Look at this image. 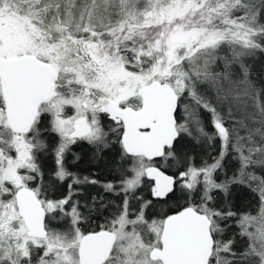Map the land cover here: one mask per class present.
I'll return each instance as SVG.
<instances>
[{
  "label": "snow or ice",
  "instance_id": "1",
  "mask_svg": "<svg viewBox=\"0 0 264 264\" xmlns=\"http://www.w3.org/2000/svg\"><path fill=\"white\" fill-rule=\"evenodd\" d=\"M258 52L264 0H0V264H264V83L247 62ZM181 136L219 152L199 165L185 154L167 175L154 158L179 167ZM78 141L97 157L118 143L128 167L115 181L69 170ZM146 177L155 198L178 185L180 210L149 217ZM53 180L66 196L49 198ZM87 185L123 200L74 199ZM233 186L256 194L254 210H234ZM109 205L99 230L82 227Z\"/></svg>",
  "mask_w": 264,
  "mask_h": 264
},
{
  "label": "rangeland",
  "instance_id": "2",
  "mask_svg": "<svg viewBox=\"0 0 264 264\" xmlns=\"http://www.w3.org/2000/svg\"><path fill=\"white\" fill-rule=\"evenodd\" d=\"M247 62H249V65L251 67L252 76L254 78H256L255 74L253 73V71H255L258 75H260V76H258L259 77L258 80L260 81V83H261V81H264V54L258 52L255 58H249V60ZM208 95L211 96L212 93L209 92ZM205 113H203L204 114L203 119H204L205 125L207 127V130L211 131V127L209 125V115H208V113H206V114ZM68 114L69 115L72 114V109H70V108L68 109ZM101 120H102V123L106 129L110 124H112V121L108 117L102 116ZM49 137H50L49 138L50 140H57L58 139V137L55 134H50ZM112 139L115 140V137H112ZM214 144H215V149L212 150V149L207 148L203 143L197 144L194 140L190 139L189 137L181 136L180 138H178L177 142L175 143L176 152L181 157V165L179 167H177L176 162L171 160V159L168 160L167 165L164 164V161L161 158H154V161H155L157 167L165 169L164 171H166L170 174L172 173V175L175 176L178 171L183 170V168L186 164L185 154H187L188 156L194 157L195 163L197 165H199L203 159H207L209 162H211V158L213 156L217 155V153L219 152V144H220L219 140L214 141ZM92 146L93 145H90L85 141H78L76 144L72 145L70 152H68L66 154L67 167L71 171L77 172L81 175L92 176L96 172L91 171V168L89 166H98V165L100 166L101 162L105 159V158H102L103 154H105V153H107V155H109L111 158L117 159L119 164L122 165V168L125 169L128 167L129 161L128 160L121 161V159H120V151L121 150H120V145L118 143L111 144V146L107 149H104L99 154L98 157L96 155H94V153L96 152V149L94 148L93 154H92V162H94L95 164L87 166V164L83 163V160L85 159V155L87 154L85 152H89L90 147H92ZM193 146L195 149L193 148ZM188 148H190L189 151L194 150V151H192L193 153L185 151V150H188ZM209 152L211 153V155H209ZM71 153H75L76 155H78L79 159H76V156L74 158L71 157ZM73 161H75V162H73ZM40 163H41V167L45 173L44 183H48L49 182L48 181L49 180L48 174L50 172H52V170L55 167L54 158L51 155V153H48L46 155H42L41 159H40ZM226 166L229 170V174H231V171L237 165L235 162H230V163H227ZM126 174L130 175V173H126ZM146 182H147V180H146V178H144V183H143L142 187H140L137 190V195H141V193L145 191V189H146L145 183ZM36 183H40V181L37 180ZM53 184H54V186H56L55 183H53ZM94 188H95V185L85 186L84 187L85 195L87 194L86 193L87 190H89L91 192L92 190H94ZM49 191H50V193L48 192L49 198H52V199L63 198L62 195H60V197L56 198L52 194L53 193L52 189H49ZM101 193H104L102 195L104 196L106 201H107V199L113 200V201H115L116 204H120L123 200V196H114L110 193H105L104 191ZM95 195H101V194L98 192V194H95ZM217 196H218V203H219V198H220V196H222V194H217ZM245 198H249V199H245ZM169 199L172 201L174 199H178V200H181L183 202V195H182L178 185L175 187L174 191L169 196ZM231 199L233 201L234 210H239V211L254 210L255 207L258 205V197L256 196L255 193L251 192L246 187L233 186L232 193H231ZM80 200L82 202L83 197H81ZM133 201H131V204L133 203ZM109 209L113 210V211H117V209L112 205H109ZM82 211L86 212V209H82ZM63 226H64L63 224H58L55 222L52 223V227H54V228H62ZM82 227H83V225H82Z\"/></svg>",
  "mask_w": 264,
  "mask_h": 264
},
{
  "label": "trees",
  "instance_id": "3",
  "mask_svg": "<svg viewBox=\"0 0 264 264\" xmlns=\"http://www.w3.org/2000/svg\"><path fill=\"white\" fill-rule=\"evenodd\" d=\"M253 73L255 74L256 78H259L258 76H260V75H258L255 71H253ZM261 83H264V81H261ZM203 116H204V114H203ZM48 119H49L48 116L44 117L45 125H46ZM49 136L50 135L46 136V139H49L50 138ZM193 148H194V146H193ZM189 150H190V148H188V150H185V151H188L190 153H193L192 151H194V150H191V151H189ZM85 153H87V154L85 155V159L83 160V163L87 164V166L95 164L94 162H92V154H93V152H90V153L89 152H85ZM71 157H73V158L75 157L73 155V153H71ZM102 158H105V159L101 162L100 166L99 165L98 166H89L91 168V171H95L96 172L95 174L92 175V177H94L95 179L100 180V181H115V180H118L120 178V172L124 170V168H122V165L119 164L117 159L111 158L109 155H107V153L103 154ZM53 183H55L56 186H54ZM45 184H47V183H45ZM52 185H53V187L50 188V189H52V192H53L52 194L56 198L60 197V195H62L63 197L67 195V189H68V181L67 180H65L62 183L59 182V181L53 180L52 181ZM147 189H148V185H146L145 191ZM48 192L50 193L49 189H48ZM98 192L100 194H104V193H101V192H103V189L100 188L99 186L95 185L94 190H92L91 192L89 190H87V192H86L87 194L86 195H82V196H79V197H74V199H79L80 200L81 197H83V201L82 202L90 201V199H91L90 196L92 194H98ZM142 196H143V198L145 200H150L152 202L151 206L147 209V215L149 217H163V216H166V215L174 214L176 211L180 210V206L183 203L181 200H178V199H174L173 201L170 200L169 198L168 199H153L151 197L150 193L143 194ZM245 199H249V198H245ZM107 201H109V200L107 199ZM110 201H113V200H110ZM138 206H139V202H137L135 200L131 204L132 208H138ZM112 212H116V211L110 210L109 207H108L107 209L104 210V212L102 214H100V213L92 214L91 217H90L89 222L87 224H84L83 228H85V229L96 228V230H99L97 225L103 223L104 222L103 221V217L109 216L110 213H112ZM235 231H236L235 227L229 228L227 233L224 236V239L229 238V236ZM237 246H239V245H237Z\"/></svg>",
  "mask_w": 264,
  "mask_h": 264
},
{
  "label": "flooded vegetation",
  "instance_id": "4",
  "mask_svg": "<svg viewBox=\"0 0 264 264\" xmlns=\"http://www.w3.org/2000/svg\"><path fill=\"white\" fill-rule=\"evenodd\" d=\"M106 117V116H105ZM94 146H92V147H90V151L89 152H93V150H94ZM157 166V165H156ZM162 169V168H161ZM162 170H165V169H162ZM146 180H147V182L145 183L146 185H148V189L146 190V191H144L143 193H141L142 195L143 194H146V193H150V195H151V197L153 198V199H168L169 198V196L172 194V193H170L167 197H165V198H155V197H153L152 196V193H151V187H152V182H151V180H150V178H147L146 177Z\"/></svg>",
  "mask_w": 264,
  "mask_h": 264
},
{
  "label": "water",
  "instance_id": "5",
  "mask_svg": "<svg viewBox=\"0 0 264 264\" xmlns=\"http://www.w3.org/2000/svg\"><path fill=\"white\" fill-rule=\"evenodd\" d=\"M162 170V169H161ZM162 171H164V170H162ZM167 175H172V173L170 174V173H168V172H166V171H164ZM173 176V175H172Z\"/></svg>",
  "mask_w": 264,
  "mask_h": 264
}]
</instances>
